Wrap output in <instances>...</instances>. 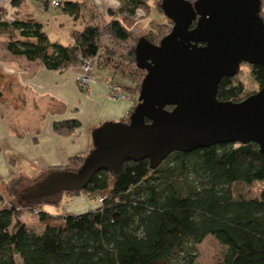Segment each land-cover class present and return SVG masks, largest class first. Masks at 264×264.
Returning <instances> with one entry per match:
<instances>
[{
	"label": "trees",
	"instance_id": "1",
	"mask_svg": "<svg viewBox=\"0 0 264 264\" xmlns=\"http://www.w3.org/2000/svg\"><path fill=\"white\" fill-rule=\"evenodd\" d=\"M23 1L8 0V4L19 7ZM34 1L45 10L60 7L74 20H82L81 28L70 30L72 41L65 45L51 40L38 19L17 10L13 19L0 16V35L9 53L38 60L54 70L91 59L95 67L109 70L113 78H125L127 84L121 82V86L128 96H133L129 90H140L146 69L137 62L136 44L140 38L153 44L161 40L136 39L130 30L137 11L150 6L148 1L116 0V7L105 14L90 0H61L58 6H53L52 0ZM261 6L262 0L259 14L264 22ZM148 31H153L152 22ZM117 43L123 47L115 48ZM248 65L260 88L264 68ZM13 80L0 73V101L5 98V86ZM248 95L237 74L222 77L218 84L219 100L238 102ZM137 103L134 101L132 107ZM131 113L122 120L128 122ZM79 126L77 120H61L53 124V130L70 132ZM92 149L93 143L87 152L42 176L76 171ZM27 182L23 176L13 177L6 182V196L0 192V264H17V255L22 264H195L196 246L208 235L226 247L218 264H264V186L253 196H245L239 187L264 183V154L254 142L176 151L154 169L148 159L126 160L120 172L100 170L81 189L49 196L28 197L33 184ZM63 193L95 196L98 205L67 215L42 209L44 203L52 204L49 201ZM25 210L36 214L42 229L27 225L22 219Z\"/></svg>",
	"mask_w": 264,
	"mask_h": 264
},
{
	"label": "water",
	"instance_id": "2",
	"mask_svg": "<svg viewBox=\"0 0 264 264\" xmlns=\"http://www.w3.org/2000/svg\"><path fill=\"white\" fill-rule=\"evenodd\" d=\"M161 6L173 25L158 44L145 38L136 44L146 73L129 121L94 128L83 164L41 178L28 197L79 190L100 170L120 172L126 160L148 159L154 169L173 152L219 143L254 142L264 154V84L238 102L217 98L221 78L241 63L264 68L260 0H162Z\"/></svg>",
	"mask_w": 264,
	"mask_h": 264
},
{
	"label": "crops",
	"instance_id": "3",
	"mask_svg": "<svg viewBox=\"0 0 264 264\" xmlns=\"http://www.w3.org/2000/svg\"><path fill=\"white\" fill-rule=\"evenodd\" d=\"M90 1L101 14L117 5L112 0ZM30 5V0H24L19 7L9 5L0 16L10 20L18 10L35 17ZM71 41L69 32L68 44ZM0 43V73L14 77L5 86V98L0 101V192L6 196V182L11 178L23 176L32 181L48 169L64 166L71 157L87 152L92 144V130L103 122L125 118L133 99L111 94L107 79L112 75L107 69L93 68L92 80L87 89L81 90L76 67L48 69L38 60L9 53L2 35ZM61 120H77L80 126L70 132H55L53 124ZM85 196L71 197L70 203L62 204L65 209L61 214H77L98 205Z\"/></svg>",
	"mask_w": 264,
	"mask_h": 264
},
{
	"label": "rangeland",
	"instance_id": "4",
	"mask_svg": "<svg viewBox=\"0 0 264 264\" xmlns=\"http://www.w3.org/2000/svg\"><path fill=\"white\" fill-rule=\"evenodd\" d=\"M32 2L31 10L33 11V14L35 17L39 18L40 21L43 24L44 30L49 34L51 40H58L62 44H68L67 39L68 35L71 29L76 28L80 29L82 20H74L69 14L63 12L60 7H51L47 10H44L42 7L39 8L40 5L34 1L30 0ZM66 1V0H62ZM116 2V0H112ZM149 3V7L139 9L137 11L138 15L136 16V20L131 22V32L133 35H135V38L140 37H148L154 42H158L160 39L164 37V35L172 28L173 23L167 19V15L163 12L161 13V10L159 8V3L162 0H146ZM117 3V2H116ZM8 0H0V13H4L3 9L8 7ZM116 7V6H115ZM114 7V8H115ZM40 9V10H39ZM261 15L264 18V0H262V6H261ZM106 13V12H105ZM104 13V14H105ZM4 15V14H2ZM154 20V22H153ZM152 22L153 31H148V23ZM158 24H164L163 26H158ZM105 39V37H104ZM109 42V41H108ZM158 44V43H157ZM120 45V47H123L121 44L117 43L114 44V47L117 48V46ZM1 46L0 43V55H1ZM121 49V48H118ZM83 62H81L78 66H74L77 69V74L81 72L83 69V66H81ZM96 65V64H95ZM72 68V67H69ZM94 62H91V74L93 71ZM237 76H239V79H241L244 83L246 91H248V94L254 93L257 91L258 85L252 78L250 74V67L247 63H241L237 69ZM138 78V77H137ZM135 78L133 81H137L138 79ZM108 80V87L113 96L118 97H129L130 99H133L134 101H137V97L139 96V88H135L136 92H131L134 90H129V93H131L133 96H128L126 94L125 89L122 87L121 90H115L114 84L121 85V82L127 84V80L125 78H122L120 75L115 76L114 78L111 76ZM126 81V82H125ZM77 84L80 87L81 90H85L87 88H84L80 80L77 79ZM119 91V92H118ZM172 107V106H171ZM133 110V107L131 108ZM43 175V174H42ZM40 175L38 178H34L32 181L29 180V184H34L43 178V176ZM264 186L263 182H255L252 185H239L240 189L242 190V193L245 196H253L255 195V191L259 190V187ZM21 191V189H19ZM79 195H86L85 193L80 194H74V195H68L66 193H63L61 196L56 195L54 199L50 200L49 202L57 203L59 205L51 204V203H44L42 209L44 211L53 213V214H61L62 209H65V206H63L65 203L71 202V197H77ZM59 196V197H58ZM87 201H89L92 204H98L97 197L95 196H85ZM12 199L16 200L14 197ZM60 201V203H59ZM63 204V205H62ZM62 205V206H61ZM36 214L34 212H30L25 210V213L22 216V219L27 220V225H32V228H35V230L42 229L43 227L38 225L36 223ZM197 248V258L195 260V264H218L222 258L223 254L226 251V247L222 244H220L213 236L208 235L203 239V241L196 246ZM15 260L17 264H22L20 257L17 255L15 256Z\"/></svg>",
	"mask_w": 264,
	"mask_h": 264
},
{
	"label": "built area",
	"instance_id": "5",
	"mask_svg": "<svg viewBox=\"0 0 264 264\" xmlns=\"http://www.w3.org/2000/svg\"><path fill=\"white\" fill-rule=\"evenodd\" d=\"M61 0H52V5L53 6H58L60 4ZM91 59H87L83 61V64L81 66H83V69L81 70V72H79L77 74V79L80 80V82L82 83L84 88H87V86L89 85L90 81L92 80V74H91ZM114 88L115 90H121L122 86L119 84H114ZM119 92V91H118ZM99 201H101L102 199L99 198Z\"/></svg>",
	"mask_w": 264,
	"mask_h": 264
}]
</instances>
